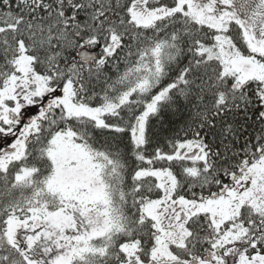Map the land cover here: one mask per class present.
Listing matches in <instances>:
<instances>
[{"label": "snow or ice", "instance_id": "obj_1", "mask_svg": "<svg viewBox=\"0 0 264 264\" xmlns=\"http://www.w3.org/2000/svg\"><path fill=\"white\" fill-rule=\"evenodd\" d=\"M0 264H264V0H0Z\"/></svg>", "mask_w": 264, "mask_h": 264}]
</instances>
